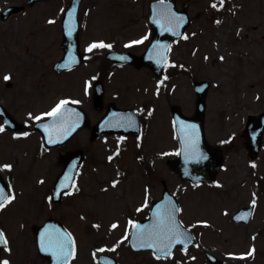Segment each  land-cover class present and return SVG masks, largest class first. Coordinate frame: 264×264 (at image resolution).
<instances>
[{
    "label": "flooded vegetation",
    "instance_id": "flooded-vegetation-1",
    "mask_svg": "<svg viewBox=\"0 0 264 264\" xmlns=\"http://www.w3.org/2000/svg\"><path fill=\"white\" fill-rule=\"evenodd\" d=\"M29 1L8 2L5 7H0L1 25L16 16L25 15L27 10L29 12L37 6L36 9L50 2L54 6V12L50 15L45 17L34 15L17 27L20 33L29 32L40 36L48 31L51 32L50 44L34 45L32 50L16 49L14 55L7 46L8 32L0 31V124L5 125L4 131L0 132V164L13 165L11 169L0 168V184L5 185L6 191L15 196L5 208L0 209V229L4 230L11 248L8 252L0 245V257H8L11 264H57L53 254L41 248V233L44 230H37V239L32 230L34 227H42L47 220L53 219L58 221L57 225L58 223L63 225L64 229L71 232L76 239L77 255L72 258L70 264H103V261L98 262L93 256L94 251L97 257L108 255L114 258L113 264H121L118 252L107 251V248L104 252H99L103 245L93 244L95 247L89 249L88 244L82 242L89 231H97L100 218L89 211L88 205L79 207L75 203V198L77 200L86 196L85 190L90 187L84 180V175L85 170L90 174L92 145H97L98 142L108 144L106 142L112 139L113 143L119 141L123 146L133 143L137 149L149 148L148 144L151 143L153 132V129L150 132V127H154L152 125L154 110L151 107L149 113L145 112L143 105L137 109L124 103L126 99L122 97L124 94L118 89L117 81L122 77L131 80L132 76L149 79L154 73L147 66L136 67L116 61V53L126 52L139 56L148 48L152 34L164 33L160 25L155 22L154 13L151 16L150 12L151 3L159 0H39L28 5ZM174 1L179 10L187 12L188 19L182 38L174 40L170 45L167 53L170 63L164 65V78L168 76L167 68L181 65L172 57L175 46L178 42L185 41L189 31L198 24L196 18L199 17V15H190L187 6H183L179 0ZM71 2L77 4V13L76 19L72 14L67 22L68 30L71 28L72 31L67 37L66 50H64L63 18ZM10 5L21 8V11L2 15L1 10ZM27 12L26 14L30 15ZM50 20L52 22H49ZM141 36L147 38L138 44H128V41L138 40ZM101 40L105 44H111L112 47H97L91 52L86 50L88 44ZM64 51H67L68 62L72 60L70 67L55 69L63 59ZM49 55L52 56V60L46 59ZM5 74H10L11 79L5 80ZM96 83L103 87L99 102L93 99ZM52 84L57 86L52 87ZM86 84L87 91H85ZM127 95L132 97L130 94ZM64 98H70L69 104L83 111L84 117L79 116V121L83 125L61 144L48 147L43 142L40 126L36 125L38 121L32 120L28 113L38 115L47 112L56 102ZM77 100L80 103L71 102ZM114 107L135 112L139 124L138 135L134 136L130 127L123 126L122 130L127 132L125 136L100 133L92 137L94 125ZM129 116H122L118 121L125 125ZM26 120L29 123L26 124ZM215 121H218L217 117L211 120L208 116H204V135L209 145L206 151L208 161L204 171L210 172L212 169L215 154L218 156L220 152L221 156V165L214 178L196 184L184 182L185 187L182 186L177 190L169 188L177 199L180 221L192 236L193 245L185 250L176 248L171 256L165 258L156 257L152 251L133 253L134 255L146 254L157 264H182L183 260L186 262L188 258L194 259L199 254L204 257L206 264H223L226 253L223 254L215 249L220 239L217 230L214 231V225L217 223L208 216L187 215V208L199 200H204L210 208L215 206L216 214L222 208L231 210L229 213L231 222L247 232L248 239L257 238L259 235L262 237L264 234V106L257 112H246L243 117L230 116L232 124L227 133L220 131L218 134L207 129V123ZM14 132H28V135L17 137L13 135ZM76 154L80 159L73 179L76 189L63 190L59 197L58 194L57 198L53 197L55 182L63 171L64 160ZM135 155L137 163L146 170L145 177L142 178L144 185L141 189L142 193L132 210H135V213H132V220L137 221L146 217L152 204L160 198L164 191L162 184H167V179L164 168H157L158 172L162 171V176L158 179L161 188L154 187V181H157L156 160L163 162L164 156L158 155L156 159L152 154L150 158L145 159L147 157L144 155L140 157L138 153ZM8 185L11 187H7ZM145 197H147V205L141 208L140 206L145 203ZM252 200L256 203L252 204ZM75 209L80 211L76 212ZM69 218L75 220L76 223L73 224L80 227H72ZM201 220H206L208 223H197ZM90 225L91 230L88 228ZM56 230L59 228H51L49 231ZM205 240L211 243L206 244ZM226 242L227 239L224 240V243ZM124 246L128 247V243H123ZM253 247L254 253L257 250V255L264 257V237L257 244L250 243L246 251H250ZM252 256L253 254L246 257Z\"/></svg>",
    "mask_w": 264,
    "mask_h": 264
},
{
    "label": "rangeland",
    "instance_id": "rangeland-1",
    "mask_svg": "<svg viewBox=\"0 0 264 264\" xmlns=\"http://www.w3.org/2000/svg\"><path fill=\"white\" fill-rule=\"evenodd\" d=\"M20 1L22 0H0V7H5L8 2ZM209 1L179 0L183 6H187L190 15H199L196 18L198 24L189 31L184 42L182 40L176 44L172 54L173 59L181 63L186 71L176 67L169 69L167 78L153 76L142 79L140 76H132L131 80L122 77L117 81L118 89L126 99L124 103L137 109L143 105L145 112L149 113L151 107L154 110V127H150V132L152 129L153 132L149 148L137 149L133 143H128L126 147L119 141L113 143L112 139L106 142L108 144L98 142L91 147L90 174L85 170L84 175V180L90 187L85 190L86 196L77 200L75 198V203L79 207L88 205L89 211L98 216L100 222L94 219L99 222L97 231L91 230V225L88 226L91 231L82 242L88 244L89 249L95 247L93 244L106 245L107 251L118 252L121 264H157L146 254L134 255L128 247H123L125 239L121 240L122 236L126 233L128 236L130 233L131 226L128 221L133 219L132 213H135V210H132L144 187L142 178L145 177L146 170L137 163L135 154L138 153L139 157L144 155L147 157L145 159L150 158L152 154L156 159L164 156L163 162L156 160L155 188H161L158 179L161 178L162 171L158 172L157 168H164L166 182L171 190L185 187L184 182L166 166V160L175 157L178 149L172 119L169 120L171 106L178 105L182 112L193 113V82L207 80L210 86L206 95V116L211 120L218 118V121L207 123V129L218 134L220 131L227 133L230 130V116L243 117L246 112L254 113L264 106V0H223L218 11ZM53 8V3H46L36 10H27L30 15L25 12L26 16H16L8 23L0 25V31L9 34L6 35V42L12 54L15 55L16 49L32 50L34 45L50 44L51 32L40 36L29 32L20 33L17 27L34 15H50L54 12ZM46 59L52 60V56L49 55ZM55 86L57 85L52 84V87ZM109 156H112L111 160ZM113 180L117 183L113 184ZM230 212L231 210L222 208L216 214V207L210 208L204 200H199L187 208L189 217L208 216L217 223L214 225V231L217 230L220 239L215 249L226 253L223 264H264V257L257 255V250L249 258L228 255L248 252L246 249L250 243L257 244L264 237L263 234L262 237L259 235L257 238H251L252 241L248 239L247 232L231 222ZM69 220L72 227H80L73 224L76 222L72 218ZM113 222H118L115 229L111 228ZM204 243L211 241L205 240ZM113 244L117 245L115 249L112 248ZM182 264L206 262L204 257L198 254L194 259L188 258L186 262L183 260Z\"/></svg>",
    "mask_w": 264,
    "mask_h": 264
},
{
    "label": "snow or ice",
    "instance_id": "snow-or-ice-1",
    "mask_svg": "<svg viewBox=\"0 0 264 264\" xmlns=\"http://www.w3.org/2000/svg\"><path fill=\"white\" fill-rule=\"evenodd\" d=\"M223 0H221L220 5H217L215 0H213V7L222 6ZM154 19L157 24L160 25L161 30L176 32L177 35H181L179 29L180 26L184 23L185 17L181 14H177L172 11L171 7L168 5L167 0H159L158 4L155 6ZM72 13H69L71 16ZM49 22H52L50 20ZM72 29H69V34H71ZM147 37L141 36L138 40L128 41L129 45L138 44L143 42ZM97 47H108L111 48V44H105L104 41H93L92 43L87 45V51L91 52L94 48ZM170 48V45L167 43H162L160 41H156L152 46V52L154 53L153 58L156 59L157 63L167 65L170 63L167 59V53ZM72 62L70 59L69 64ZM174 63V62H171ZM183 67V66H181ZM5 80H10V74H5ZM160 83V82H158ZM85 91H87V84L85 86ZM72 103H80V101H71ZM70 103V98L60 99L55 103L54 106L50 108L47 112H41L38 115H33V113L29 112L28 116L31 117L32 120L41 121L43 117H51V124L41 123L40 127L44 128V130L48 133L49 139L48 142L52 143V135L56 134L60 137L62 134H67L69 127L74 126V121L72 120L73 111L68 108L67 105ZM75 120H79V113H75ZM7 123V122H6ZM25 123H29V121H25ZM175 125V121H174ZM180 128L179 131L181 133V145L180 149H176L177 152L183 151L185 154L186 160H197L203 158V155L198 151V132L195 124H191L185 121L179 122ZM106 127L109 126H127V127H135V121L133 117H127L126 124L121 125H109L106 124ZM5 125L0 124V132L4 131ZM14 136H27L28 132H14ZM123 139V137H121ZM119 151V149H117ZM115 155V153H113ZM112 159V156H109V160ZM13 167L10 163L0 164V168L2 169H11ZM68 181L69 183H65ZM113 184H116L117 181L113 180ZM7 187H11L8 185ZM72 188L76 189V185L74 180H72L71 173H65L64 179L61 180L59 188ZM255 195V194H253ZM15 199L14 194H9L6 191L5 185L0 184V209H3L8 205L12 200ZM51 199V197H49ZM252 204H255L256 201L252 200ZM147 205V197H145V203L140 207L143 208ZM139 210V209H138ZM155 211L156 223L153 225H140L136 220L129 219L128 224L131 226L133 231V235L141 241V243L134 244L133 247H151L154 249H162L167 255H172V247L177 241H181L185 244L191 242V236L186 233L182 229V222L178 220L176 213L180 211L179 207L170 201L166 204L157 205ZM239 218V217H237ZM246 218V217H245ZM197 223L207 224L208 221L201 220L197 221ZM118 226V222H113L111 224V228L115 229ZM98 227V225H97ZM127 238V233L125 236L121 237V240ZM41 248L45 252H51L55 257L57 264H70V261L73 257L77 255V242L73 234L69 231L60 230L49 231L45 229L44 232L41 233ZM0 245L3 246L5 251L10 252L11 248L9 246V240L4 232V230L0 229ZM117 245L113 244L112 248L115 249ZM107 246L101 247L98 251L104 252ZM255 248L253 247L248 252L234 254L228 253V255H239L250 256L254 253ZM153 255H156L154 252ZM93 256L97 258L98 262L103 261V264H113L107 256L97 257L96 251L93 252ZM0 264H11V261L8 257H0Z\"/></svg>",
    "mask_w": 264,
    "mask_h": 264
},
{
    "label": "water",
    "instance_id": "water-1",
    "mask_svg": "<svg viewBox=\"0 0 264 264\" xmlns=\"http://www.w3.org/2000/svg\"><path fill=\"white\" fill-rule=\"evenodd\" d=\"M216 1L217 0H215V2ZM170 6H171L172 11L177 12L175 10V6H174V4L172 2H170ZM11 9H14V7H12ZM68 12L69 11L67 10L66 14H68ZM179 31H180V33H182L181 29H179ZM178 37H180V35H177L176 32H170V31L165 33V34H161V35H156L155 34V38L156 39H159V38L164 39L165 43H167V44H169L172 39L178 38ZM155 42L156 41H152L151 45L149 46L148 50L145 52V54L143 56H141V57H133L132 56V57H129L128 60H123V61H129L130 63H132L134 65H145V64L146 65H150L151 69L154 71V73L156 75H159L160 72H161L163 64H160V66H158V67L152 66L153 62L156 63V59H153V57H152V56H154V53L152 52V46H153V44ZM162 43H164V42H162ZM122 56H124V53L122 54ZM208 86H209V83L207 81H201V82L194 83V90H195V93H196V96H197V101H196L195 114H194V116L192 118H187V117L183 116L181 114V112H180L179 107H177V106L172 107V109H171V112H172V115H173V119L175 121V130H176V134H177L178 140L180 142V145H181V133L179 131V128H180L179 122L182 120V121H185V122H188V123L196 125L198 136H199L198 145H197L198 150H202L203 149L205 151L207 149V147H208L206 142H205V140H204L203 129H202V120H203V112H204V99H205V94H206V91L208 89ZM101 92H102V87L98 89V94L100 95ZM105 120L103 119V121H101V122H99L97 124L98 130H95L94 133H98L99 131H101V129H103V128H100V127L103 126ZM134 121H135V127H136V119L135 118H134ZM51 122H52V118L49 117L47 120H45V121H43L41 123L51 124ZM76 126H77V124H76ZM95 129H96V127H95ZM103 130H105V129H103ZM73 131H75V130L72 129L67 134H72ZM106 131H108L110 133L118 132L119 128H113L111 130H106ZM42 134L44 136V142L46 144L51 145L52 143H56V139L52 140L53 141L52 143L48 142L49 136H48V133L45 130H42ZM52 137H51V139H52ZM181 147H182V145H181ZM204 163H205L204 157L201 158V159H197V160H186L185 159V154H184L183 151H180V153H179V155H178V157L176 159L171 160V161L168 162V164L171 167V169L174 172H176L180 176V178L182 180H189L191 182H197V181H200V180H208V179L212 178L210 176H209L210 178H208V176H205V175H204V177H200L201 171H203ZM219 165H220V159L215 160L214 161V165H213L214 168L217 169L219 167ZM67 169L63 173L64 176H65V173H71V174L73 173V175H74L75 169H72V171H70V169L69 170H67ZM204 174H206V173H204ZM64 176H63V178H64ZM61 180H63V179L59 180V184H60ZM153 210H152V213L149 216V219L145 220L144 222H142L143 224L140 223L141 225H146L148 222L151 223L152 221H154L156 223L155 211H153ZM176 216H177V213H176ZM133 231H135V230L133 229ZM137 243H141V241H139L133 235V232H132L131 238H130V248L131 249H133V250L152 249L158 255H165L166 254L162 249H154V248H151V247H133V245L137 244ZM177 245H182V244H181L180 241H177L173 245V247H175Z\"/></svg>",
    "mask_w": 264,
    "mask_h": 264
}]
</instances>
